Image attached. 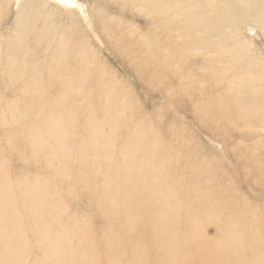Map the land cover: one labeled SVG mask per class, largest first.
<instances>
[{"label": "rangeland", "instance_id": "obj_1", "mask_svg": "<svg viewBox=\"0 0 264 264\" xmlns=\"http://www.w3.org/2000/svg\"><path fill=\"white\" fill-rule=\"evenodd\" d=\"M263 126L264 0H0V264H264Z\"/></svg>", "mask_w": 264, "mask_h": 264}, {"label": "bare ground", "instance_id": "obj_2", "mask_svg": "<svg viewBox=\"0 0 264 264\" xmlns=\"http://www.w3.org/2000/svg\"><path fill=\"white\" fill-rule=\"evenodd\" d=\"M153 1V0H152ZM141 2V1H140ZM199 2V1H198ZM201 2V1H200ZM157 3V2H156ZM155 3V4H156ZM207 3V2H206ZM212 3V2H211ZM218 3H219V1H218ZM141 4V3H140ZM160 4V3H159ZM168 4V3H167ZM199 4H201V3H199ZM213 4V3H212ZM116 5H118V4H116ZM198 5V4H197ZM115 6V5H114ZM121 6V5H120ZM207 6V5H206ZM119 7V6H118ZM201 7V6H200ZM120 8V7H119ZM209 8V7H208ZM251 8V7H250ZM216 9V8H215ZM239 9V8H238ZM109 10V9H108ZM199 10V9H198ZM252 10V9H251ZM251 10H250V12H251ZM160 11V10H159ZM171 12V11H170ZM100 13V12H99ZM172 13V12H171ZM207 13V12H206ZM103 13H101V15H102ZM108 14V13H107ZM205 14V13H204ZM252 14V13H251ZM251 14H249V15H251ZM94 15V14H93ZM109 15V14H108ZM96 16V15H95ZM110 16V15H109ZM207 16V15H206ZM167 17H168V15H167ZM99 18V17H98ZM103 18H107V17H103ZM118 18V17H117ZM117 18H116V23L117 22H119V21H121L120 20V18L118 19L119 21H117ZM220 18V17H219ZM252 18V17H251ZM93 19L95 20V17H93ZM218 19V18H217ZM98 20V19H97ZM99 20H100V18H99ZM108 20V19H107ZM110 20V19H109ZM108 20V21H109ZM104 21V20H103ZM185 21V20H184ZM95 22V21H94ZM173 22V21H172ZM217 22H218V20H217ZM102 23V22H101ZM101 23H100V26H101ZM112 23V22H111ZM116 23H114V24H116ZM214 23V22H213ZM95 24H96V22H95ZM118 24V23H117ZM120 24V23H119ZM210 24V23H209ZM35 25V24H34ZM90 25V24H89ZM211 25V24H210ZM215 25V24H214ZM99 26V25H98ZM116 26V25H115ZM173 26V25H172ZM209 26V25H208ZM224 26H225V24H224ZM32 27V26H31ZM36 27V26H35ZM125 27V26H124ZM211 27V26H210ZM212 27H213V25H212ZM227 27V26H226ZM98 28V27H97ZM122 28H123V26H122ZM126 28V27H125ZM220 28V27H219ZM30 29V28H29ZM102 29V28H101ZM117 29V28H116ZM207 29V28H206ZM31 30V29H30ZM44 30V29H43ZM103 30V29H102ZM212 31V30H211ZM41 32V31H40ZM43 32V31H42ZM110 33H111V31H109ZM122 32V31H121ZM176 32V31H175ZM197 32V31H196ZM117 33H120V32H117ZM191 34V33H190ZM29 35V34H28ZM38 35V34H37ZM118 35H120V34H118ZM126 35V34H125ZM131 35V34H130ZM186 35H187V33H186ZM117 36V35H116ZM194 36H196V35H194ZM30 37V36H29ZM31 37H32V34H31ZM38 37V36H37ZM120 37V36H119ZM122 37V36H121ZM128 37H130V36H128ZM58 38V37H57ZM56 38V39H57ZM191 38H192V36H191ZM34 39V38H33ZM52 39V38H51ZM134 39V38H133ZM50 40V39H49ZM58 40V39H57ZM60 40V39H59ZM66 40V39H65ZM72 40V39H71ZM115 40V39H114ZM126 40V39H125ZM178 40V39H177ZM19 41H21V40H19ZM34 41V40H33ZM51 41V40H50ZM56 41V40H55ZM136 41V40H135ZM139 41V40H138ZM142 41H143V39H142ZM141 41V42H142ZM31 42H32V40H31ZM46 42V41H45ZM45 42H43L42 41V43H45ZM52 42V41H51ZM54 42V41H53ZM61 42V41H60ZM72 42H73V40H72ZM71 42V43H72ZM112 42V41H111ZM114 42V41H113ZM20 43V42H19ZM35 43V42H34ZM56 42H54V44H55ZM68 43V42H67ZM127 43H128V41H127ZM157 43V42H156ZM31 44V43H30ZM70 44V43H69ZM74 44V43H73ZM131 44V43H130ZM144 44V43H143ZM32 45V44H31ZM56 45V44H55ZM58 45V44H57ZM138 45H139V43H138ZM197 45V44H196ZM206 45V44H205ZM59 46H61V45H59ZM74 46V45H73ZM72 46V47H73ZM125 46V45H124ZM132 46V45H131ZM133 46H135V44L133 45ZM142 46V45H141ZM158 46V45H157ZM62 47V46H61ZM60 47V48H61ZM85 47V46H84ZM128 47H130V46H128ZM186 47V46H185ZM78 48V47H77ZM46 49V48H45ZM73 49V48H72ZM86 49V48H85ZM121 49V48H120ZM124 49H125V47H124ZM127 49V48H126ZM160 49V48H159ZM59 50V49H58ZM57 50V51H58ZM131 50V49H130ZM184 50V49H183ZM14 51V50H13ZM18 51V50H17ZM23 51H25L24 49H23ZM61 51V50H60ZM87 51V50H86ZM85 51V52H86ZM56 52V51H55ZM11 53V52H10ZM35 53V52H34ZM73 53V52H72ZM77 53V52H76ZM161 53V52H160ZM245 53V52H244ZM43 54H45V53H43ZM49 54V53H48ZM128 54H130L131 55V51H130V53H128ZM176 54V53H175ZM4 55V54H3ZM13 55V54H12ZM29 55V54H28ZM52 55H54L53 53H52ZM74 55H76L75 53H74ZM79 55H81V54H79ZM78 55V56H79ZM117 55V54H116ZM42 56V55H41ZM46 56V55H45ZM49 56H50V54H49ZM78 56H77V58H78ZM123 56V55H122ZM5 57V56H4ZM28 57V56H27ZM43 57H44V55H43ZM64 57H66V56H64ZM75 57V56H74ZM130 57V56H129ZM157 57V56H156ZM8 58V57H7ZM29 58V57H28ZM54 58V57H53ZM53 58H52V60H53ZM63 58V57H62ZM71 58V57H70ZM123 58V57H122ZM149 58V57H148ZM67 59V58H66ZM175 59H177V58H175ZM3 60H4V58H3ZM22 60V59H21ZM50 59H48V61H49ZM52 60L50 61V62H52ZM67 60H69V58L67 59ZM90 60V59H89ZM127 60V59H126ZM58 61H59V58H58ZM179 61V60H178ZM46 62V61H45ZM62 62V61H61ZM174 61H172L171 63H173ZM250 63H251V61H249ZM6 63V62H5ZM65 63V62H64ZM127 63V62H126ZM47 64V63H46ZM59 64V63H58ZM69 64V63H68ZM85 64H86V62H85ZM9 65V64H8ZM52 64H50V66H51ZM72 65H73V63H72ZM88 65V64H87ZM128 64H126V66H127ZM150 65V64H149ZM4 66V65H3ZM53 66V65H52ZM64 66V65H63ZM173 66V65H172ZM47 67V66H46ZM64 67H66V66H64ZM73 67V66H72ZM21 68H23V66H21ZM61 68V67H60ZM86 68V67H85ZM149 68V67H148ZM151 68V67H150ZM173 68H174V66H173ZM204 68V67H203ZM209 68V67H208ZM10 69V68H9ZM51 69H52V67H51ZM84 69V68H83ZM249 69V68H248ZM6 70H7V68H6ZM13 70V69H12ZM21 70V69H20ZM75 70V69H74ZM85 70V69H84ZM205 70V69H204ZM211 70H212V68H211ZM47 71V70H46ZM98 71V70H97ZM160 71V70H159ZM159 71H157V72H159ZM163 71V70H162ZM3 72V71H2ZM19 72V71H18ZM60 72V71H59ZM69 72V71H68ZM80 72V71H79ZM78 72V73H79ZM89 72V71H88ZM201 72V71H200ZM203 72V71H202ZM211 72V71H210ZM46 73H50L49 71L48 72H45V74ZM61 73H62V71H61ZM81 73V72H80ZM3 74V73H2ZM68 74H70V72L68 73ZM74 74V73H73ZM82 74V73H81ZM93 74V73H92ZM30 75H31V73H30ZM39 75V74H38ZM50 75H51V73H50ZM50 75H48V76H50ZM199 75H201V74H199ZM217 75H221V77L224 75V70H220V69H218L217 70ZM36 76V75H35ZM54 76V75H53ZM57 76V75H56ZM65 76H66V74H65ZM82 76V75H81ZM177 79H178V76H177ZM230 79V78H229ZM196 80V79H195ZM230 83V82H229ZM230 85H231V83H230ZM178 86V85H177ZM198 86V85H197ZM196 87V86H195ZM76 89H78V88H76ZM197 89V88H196ZM196 92H197V90H196ZM172 96V95H171ZM207 99V98H206ZM203 100H205V99H203ZM203 102V101H202ZM205 103H206V101H205ZM207 105V104H206ZM61 108V107H60ZM198 108V107H197ZM195 110V109H194ZM201 110V109H200ZM45 111H46V109H45ZM37 112H39V111H37ZM78 112V111H77ZM44 113V112H43ZM49 114V113H48ZM75 115V114H74ZM204 115V114H203ZM51 116V115H50ZM230 116V115H229ZM244 116V115H243ZM39 119H41V118H39ZM87 119V118H86ZM101 121H103V120H100V122ZM91 122H93V120H91ZM202 122V121H201ZM102 125H104V124H102ZM101 125V126H102ZM204 125V124H203ZM246 126H247V124H246ZM81 127V126H80ZM148 127H149V125H148ZM143 128V127H142ZM257 128V127H256ZM260 128V127H259ZM263 128H264V126H263ZM140 129V128H139ZM148 129V128H147ZM150 129V128H149ZM24 132V131H23ZM33 132H34V130H33ZM49 132H51V131H49ZM143 132V131H142ZM150 132V131H149ZM24 133H26V132H24ZM39 133V132H38ZM70 134H71V132H69ZM141 133V132H140ZM28 134H31V133H29L28 132ZM37 134V133H36ZM77 134H78V132H77ZM32 136H33V134H32ZM41 136V135H40ZM33 138V137H32ZM40 138H42V137H40ZM77 138V137H76ZM28 139V138H27ZM70 139H71V137H70ZM147 139V138H146ZM30 140V139H29ZM32 140V139H31ZM41 142H42V139H39ZM148 140V139H147ZM33 141V140H32ZM60 141V140H59ZM145 141V140H144ZM40 142V143H41ZM64 142V141H63ZM96 142V141H95ZM158 142V141H157ZM157 142H156V144H157ZM95 144V143H94ZM160 144V143H159ZM99 146V145H98ZM155 147H157V146H155ZM164 151H166V150H164ZM161 152V151H160ZM249 153H250V151H249ZM160 154V153H159ZM165 154V153H164ZM163 156V155H162ZM166 156V155H165ZM151 157V156H150ZM168 157V156H167ZM169 158V157H168ZM254 159V158H253ZM157 161H158V159H157ZM157 161H156V163H157ZM165 161V160H164ZM161 162V161H160ZM163 162V161H162ZM165 163H166V161H165ZM154 164V166H156V164L155 163H153ZM142 166V165H141ZM140 166V167H141ZM161 166H162V164H161ZM153 167V166H152ZM166 167V166H165ZM147 168V167H146ZM161 168V167H160ZM131 169V168H130ZM138 169V168H137ZM144 169V168H143ZM142 169V170H143ZM133 170V169H132ZM136 170V169H135ZM146 170V169H145ZM152 170V169H151ZM160 170H162V169H160ZM144 171V170H143ZM139 172V171H138ZM148 172V171H147ZM155 173V171H153V174ZM156 173H158V172H156ZM158 175V174H157ZM159 177V176H158ZM146 180V179H145ZM159 180V179H158ZM158 180H157V182H158ZM160 181V180H159ZM163 181V180H162ZM143 182V181H142ZM145 183V182H144ZM151 183H152V181H151ZM161 183V182H160ZM151 186V185H150ZM170 195V194H169ZM142 199H144V197H142ZM160 202V201H159ZM161 203V202H160ZM211 203V202H210ZM202 205V204H201ZM204 205V204H203ZM208 205V204H207ZM215 205V204H214ZM195 206V205H194ZM183 207V206H182ZM186 207V206H185ZM188 207H190V206H188ZM200 207V206H199ZM212 208H213V205L211 206ZM197 208V207H196ZM205 208V207H204ZM203 208V209H204ZM208 208V207H207ZM210 208V207H209ZM191 209V208H190ZM202 209V210H203ZM206 210H208V209H206ZM215 210H216V208H215ZM209 211H210V209H209ZM213 211V210H212ZM204 212H205V209H204ZM208 212V211H207ZM206 212V214H209V213H207ZM212 214H214V213H212ZM211 215V214H210ZM209 216V215H208ZM203 217H205V216H203ZM234 217V216H233ZM211 219H212V217H211ZM210 219V221H212ZM208 221H209V218H208ZM205 222V221H204ZM213 222V221H212ZM208 223V222H207ZM211 223V222H210ZM199 224V223H198ZM225 224H227V223H224V225ZM161 226H162V230L164 231V230H167L168 229V226L167 225H164V224H161ZM227 226V225H226ZM241 226V225H240ZM241 227H243V225L241 226ZM218 230V229H217ZM161 235H162V233H160ZM163 240V239H162ZM178 246V245H177ZM185 248V247H184ZM218 252V251H217ZM222 253H224V252H222ZM178 255V252H175L174 253V256L172 257V259H173V261H174V264H175V258H176V256ZM218 257V256H217ZM203 260H204V262H206V259L205 258H203ZM219 260V259H218Z\"/></svg>", "mask_w": 264, "mask_h": 264}]
</instances>
